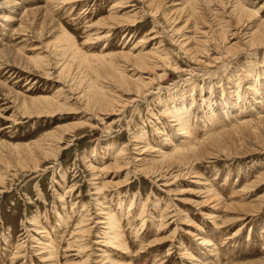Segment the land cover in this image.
Wrapping results in <instances>:
<instances>
[{
	"label": "rangeland",
	"instance_id": "374dc122",
	"mask_svg": "<svg viewBox=\"0 0 264 264\" xmlns=\"http://www.w3.org/2000/svg\"><path fill=\"white\" fill-rule=\"evenodd\" d=\"M262 22L0 0V264H264Z\"/></svg>",
	"mask_w": 264,
	"mask_h": 264
},
{
	"label": "bare ground",
	"instance_id": "6f19581e",
	"mask_svg": "<svg viewBox=\"0 0 264 264\" xmlns=\"http://www.w3.org/2000/svg\"><path fill=\"white\" fill-rule=\"evenodd\" d=\"M25 11V10H24ZM263 27V29H264V22H262V26H261V28ZM261 28H259L260 29V31H261ZM259 32V31H258ZM256 32H253L252 34H255ZM263 41V40H262ZM246 124V123H245ZM168 153V152H167ZM167 153H165V154H167ZM173 157V156H172ZM116 230V229H115Z\"/></svg>",
	"mask_w": 264,
	"mask_h": 264
}]
</instances>
